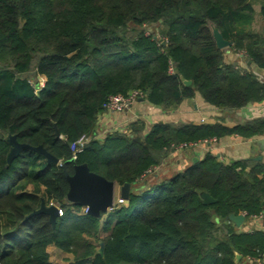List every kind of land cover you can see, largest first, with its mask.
Instances as JSON below:
<instances>
[{
  "label": "trees",
  "instance_id": "1",
  "mask_svg": "<svg viewBox=\"0 0 264 264\" xmlns=\"http://www.w3.org/2000/svg\"><path fill=\"white\" fill-rule=\"evenodd\" d=\"M252 3L0 0V264H52L51 246L72 255L69 264L264 262V232L240 231L231 220L264 213V164L224 163L208 153L160 182L152 184L149 173L183 144L263 136V119L235 128L157 123L147 134L133 124L129 134L95 137L109 98L135 90L165 110L197 94L218 109L263 102L264 84L227 65L213 35L218 29L264 68V39L240 28L254 14ZM83 135L91 140L73 161L71 145ZM9 136L42 146L58 162L28 148L10 161ZM78 165L120 187L130 184L129 202L99 216L81 213L83 206L66 199L65 173ZM203 193L216 202L204 204ZM42 204L63 211L55 226L49 215L34 214ZM93 241H103V254Z\"/></svg>",
  "mask_w": 264,
  "mask_h": 264
},
{
  "label": "crops",
  "instance_id": "2",
  "mask_svg": "<svg viewBox=\"0 0 264 264\" xmlns=\"http://www.w3.org/2000/svg\"><path fill=\"white\" fill-rule=\"evenodd\" d=\"M252 1L254 14L249 19L250 22L240 26V28L244 29L245 32L257 34L264 39V21L261 16L264 0ZM232 45L222 49L225 63L227 65L235 64L242 71L252 72L264 84V68L248 62L244 53L235 51L231 48ZM262 49L264 53V44ZM257 119L264 120V101L248 104L238 110L218 109L206 103L201 95L197 94L195 98L184 101L175 109L165 110L140 100L131 108L121 112L104 110L99 117L95 137L96 139L104 140L108 135L116 132L129 134L133 124L143 125L144 134H147L152 126L157 123L220 124L227 128H235ZM263 139L264 135L251 139L243 138L239 135H231L219 140L199 143L194 147L185 148L179 153L175 150L166 158L162 165L158 166L159 171L150 175V182L154 184L162 179L172 177L193 163L203 160L208 153L218 155L219 159L224 163L249 161L264 164V149H260L256 144L257 141ZM83 208L85 209V207ZM236 228L246 232L254 230L264 232V220L253 221L245 218L240 226L236 225ZM247 263H249L248 260Z\"/></svg>",
  "mask_w": 264,
  "mask_h": 264
},
{
  "label": "water",
  "instance_id": "3",
  "mask_svg": "<svg viewBox=\"0 0 264 264\" xmlns=\"http://www.w3.org/2000/svg\"><path fill=\"white\" fill-rule=\"evenodd\" d=\"M213 35L217 47L221 50L229 47L232 44L231 42H228L223 38L218 29H215L213 31ZM182 81L186 86L192 85L191 81H187L183 78ZM55 134L57 137H60L59 131L57 129ZM8 140L11 143V150L9 153L10 161L15 158L22 149L28 148L37 152L38 154L45 156L49 163L58 162V160L54 156L49 154L42 146L33 148L30 145L20 144L17 142L15 136H9ZM256 144L260 147V149H264V139L257 141ZM65 176L71 186L70 192L66 196L68 203L86 207L88 210V214L95 216H99L100 213H106L108 209L113 207L115 203V182L108 181L104 177L91 172L86 165L76 166L73 175L70 176L65 173ZM130 191L131 185L128 183L123 185L120 189V199L125 204L129 202ZM202 198L204 200V204L206 205H210L216 202V200L207 193H203ZM41 213L49 215L52 225H56L57 219L59 218V208L57 206L51 205L49 207H46L44 204H42L41 208L34 214ZM231 220L237 226H240L244 222L245 217L243 215L237 217L232 216ZM104 249V244L101 243V254H103ZM240 259L241 255H237V260Z\"/></svg>",
  "mask_w": 264,
  "mask_h": 264
},
{
  "label": "built area",
  "instance_id": "4",
  "mask_svg": "<svg viewBox=\"0 0 264 264\" xmlns=\"http://www.w3.org/2000/svg\"><path fill=\"white\" fill-rule=\"evenodd\" d=\"M45 86V80L42 78L40 82L37 84L36 89L40 90L44 88ZM144 100V95L140 91H133L129 96L122 97V96H113L110 97L109 100L104 104L103 108L104 110H108L110 112H121L126 109L131 108L136 102ZM91 140V137L87 135H83L77 140L74 144L71 145V149L73 151V157L72 160L76 161L79 154L83 153L85 150V147L88 145L89 141ZM197 144H183L178 147H175L174 150L177 149H185L194 147ZM153 170L149 171L151 174ZM63 216V211L59 208V217ZM245 217V215H243ZM253 221L257 220H264V213H261L260 215H254L250 218ZM258 264H264V262H259Z\"/></svg>",
  "mask_w": 264,
  "mask_h": 264
},
{
  "label": "rangeland",
  "instance_id": "5",
  "mask_svg": "<svg viewBox=\"0 0 264 264\" xmlns=\"http://www.w3.org/2000/svg\"><path fill=\"white\" fill-rule=\"evenodd\" d=\"M148 29L150 30L149 32H155L154 31V27H148ZM216 28H213V31L215 30ZM147 34H149V33H147ZM39 91V90H38ZM176 151H178L177 153H179V152H181V151H183V149H177ZM174 152H175V150H174ZM166 160V159H165ZM165 160L163 161V162H165ZM163 162L160 164V165H162L163 164ZM158 166H156V167H154L153 168V171H152V173L154 174V173H157L159 170H158ZM120 189H121V187L120 186H118V185H116V188H115V203H114V205H113V207L112 208H110V209H108V211L106 212V213H108V212H110L113 208H114V206L116 205V204H121V203H123L122 202V200L120 199ZM56 206V205H55ZM58 207V206H57ZM59 208V207H58ZM86 211H88L87 210V208L85 207V209L84 210H82L81 211V213H86ZM102 236H104V235H102ZM94 243H96L95 241H93ZM101 243H103V241H101V242H99V243H96V246H97V249H98V251L100 252V250H101ZM104 244V243H103ZM105 247V246H104ZM48 252H49V256H50V262L52 263V264H69V262L72 260V258H73V256L72 255H69V254H65L64 252H61V251H59L58 249H56L55 247H53V246H51V247H49L48 248ZM249 261V260H248ZM250 264H257V263H255V262H252V263H250Z\"/></svg>",
  "mask_w": 264,
  "mask_h": 264
}]
</instances>
